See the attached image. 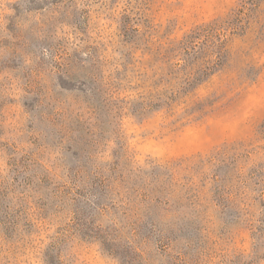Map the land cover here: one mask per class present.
<instances>
[{"label": "rangeland", "instance_id": "1", "mask_svg": "<svg viewBox=\"0 0 264 264\" xmlns=\"http://www.w3.org/2000/svg\"><path fill=\"white\" fill-rule=\"evenodd\" d=\"M264 0H0V264H264Z\"/></svg>", "mask_w": 264, "mask_h": 264}, {"label": "trees", "instance_id": "2", "mask_svg": "<svg viewBox=\"0 0 264 264\" xmlns=\"http://www.w3.org/2000/svg\"><path fill=\"white\" fill-rule=\"evenodd\" d=\"M263 194H264V189H263V192H262ZM264 196V195H263Z\"/></svg>", "mask_w": 264, "mask_h": 264}]
</instances>
